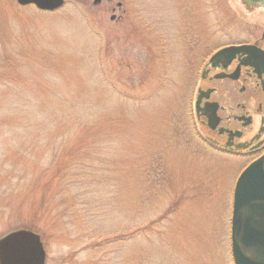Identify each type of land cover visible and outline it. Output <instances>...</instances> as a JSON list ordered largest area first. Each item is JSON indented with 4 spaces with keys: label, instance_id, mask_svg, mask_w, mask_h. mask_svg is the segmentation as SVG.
I'll use <instances>...</instances> for the list:
<instances>
[{
    "label": "rangeland",
    "instance_id": "1",
    "mask_svg": "<svg viewBox=\"0 0 264 264\" xmlns=\"http://www.w3.org/2000/svg\"><path fill=\"white\" fill-rule=\"evenodd\" d=\"M263 33L242 0H0V237L37 232L46 264H235L239 163L198 136L182 45Z\"/></svg>",
    "mask_w": 264,
    "mask_h": 264
},
{
    "label": "flooded vegetation",
    "instance_id": "2",
    "mask_svg": "<svg viewBox=\"0 0 264 264\" xmlns=\"http://www.w3.org/2000/svg\"><path fill=\"white\" fill-rule=\"evenodd\" d=\"M242 1L250 8H264V0ZM261 41L264 33L258 42H230L206 53L196 50L195 42L182 45L189 63L188 76L196 80L193 106L198 136L227 163L238 162L239 175L264 156V42ZM221 50L224 52L215 56Z\"/></svg>",
    "mask_w": 264,
    "mask_h": 264
},
{
    "label": "water",
    "instance_id": "3",
    "mask_svg": "<svg viewBox=\"0 0 264 264\" xmlns=\"http://www.w3.org/2000/svg\"><path fill=\"white\" fill-rule=\"evenodd\" d=\"M65 1L17 0L21 6L34 5L43 11L57 10ZM101 1L95 0V4ZM223 52L224 50H221L215 56ZM232 253L235 264H264V156L242 172L235 186ZM46 262L47 252L37 232L22 228L0 237V264H46Z\"/></svg>",
    "mask_w": 264,
    "mask_h": 264
}]
</instances>
